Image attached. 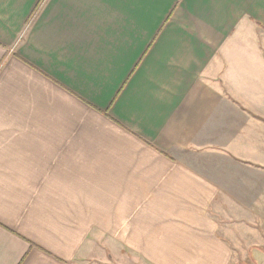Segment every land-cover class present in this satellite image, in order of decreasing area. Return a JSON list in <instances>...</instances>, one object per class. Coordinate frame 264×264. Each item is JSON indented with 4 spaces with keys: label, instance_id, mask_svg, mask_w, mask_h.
<instances>
[{
    "label": "crops",
    "instance_id": "crops-1",
    "mask_svg": "<svg viewBox=\"0 0 264 264\" xmlns=\"http://www.w3.org/2000/svg\"><path fill=\"white\" fill-rule=\"evenodd\" d=\"M261 229L264 0H0V264H230Z\"/></svg>",
    "mask_w": 264,
    "mask_h": 264
},
{
    "label": "rangeland",
    "instance_id": "rangeland-1",
    "mask_svg": "<svg viewBox=\"0 0 264 264\" xmlns=\"http://www.w3.org/2000/svg\"><path fill=\"white\" fill-rule=\"evenodd\" d=\"M259 234L263 236L264 229L259 231ZM260 240L256 239L253 243H238L233 244V258L230 264H264V243H260ZM255 243V244H254ZM112 264H121L120 262L112 261ZM125 264H143L140 261L128 259Z\"/></svg>",
    "mask_w": 264,
    "mask_h": 264
}]
</instances>
